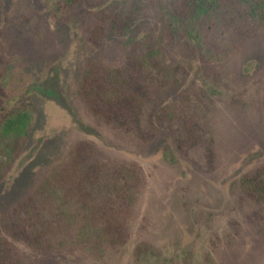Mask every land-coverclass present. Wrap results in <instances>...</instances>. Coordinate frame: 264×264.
<instances>
[{
	"label": "rangeland",
	"instance_id": "obj_1",
	"mask_svg": "<svg viewBox=\"0 0 264 264\" xmlns=\"http://www.w3.org/2000/svg\"><path fill=\"white\" fill-rule=\"evenodd\" d=\"M209 4L0 0V264H264V0Z\"/></svg>",
	"mask_w": 264,
	"mask_h": 264
},
{
	"label": "trees",
	"instance_id": "obj_2",
	"mask_svg": "<svg viewBox=\"0 0 264 264\" xmlns=\"http://www.w3.org/2000/svg\"><path fill=\"white\" fill-rule=\"evenodd\" d=\"M189 1V8L195 12L203 11L207 6H209L210 0H188ZM213 2V0H211ZM254 8V11L257 9ZM174 19L176 23L179 21L178 14L174 13L171 16V21ZM246 194L254 201L261 202L264 201V179L255 175L253 177H248L246 184Z\"/></svg>",
	"mask_w": 264,
	"mask_h": 264
}]
</instances>
